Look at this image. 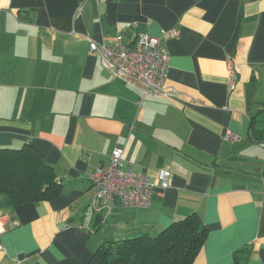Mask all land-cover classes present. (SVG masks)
I'll use <instances>...</instances> for the list:
<instances>
[{
	"label": "crops",
	"instance_id": "1",
	"mask_svg": "<svg viewBox=\"0 0 264 264\" xmlns=\"http://www.w3.org/2000/svg\"><path fill=\"white\" fill-rule=\"evenodd\" d=\"M137 32L162 38L175 96L145 95L90 49ZM29 144L60 192L0 198V264H88L106 240L192 213L208 229L194 264H264V0H0V148ZM117 148L152 182L171 171L148 209L94 200L90 173Z\"/></svg>",
	"mask_w": 264,
	"mask_h": 264
},
{
	"label": "trees",
	"instance_id": "2",
	"mask_svg": "<svg viewBox=\"0 0 264 264\" xmlns=\"http://www.w3.org/2000/svg\"><path fill=\"white\" fill-rule=\"evenodd\" d=\"M60 192L56 173L32 146L0 148V198L9 206L50 200ZM208 234L197 213L157 235L106 240L88 264H194Z\"/></svg>",
	"mask_w": 264,
	"mask_h": 264
},
{
	"label": "built area",
	"instance_id": "3",
	"mask_svg": "<svg viewBox=\"0 0 264 264\" xmlns=\"http://www.w3.org/2000/svg\"><path fill=\"white\" fill-rule=\"evenodd\" d=\"M127 27L137 30L138 24L131 23ZM169 38L178 36V31L173 29L167 33ZM123 36L117 37V44L99 45L90 42V49L102 58L106 69L112 75L134 86L137 83L145 85V95L173 97L177 91L170 89L166 83L168 75L169 55L163 46L162 38L151 36L147 33H136L135 45H124ZM236 72L230 66V85L235 88ZM226 138L236 139L231 133H226ZM171 171H161L152 182L147 174L125 168L123 150L115 149L108 165L99 166L90 173L94 200L102 204H114L117 200L124 207L148 209L151 205V196L155 187L165 190L170 186ZM6 230V222L0 216V237ZM1 247V244H0Z\"/></svg>",
	"mask_w": 264,
	"mask_h": 264
}]
</instances>
